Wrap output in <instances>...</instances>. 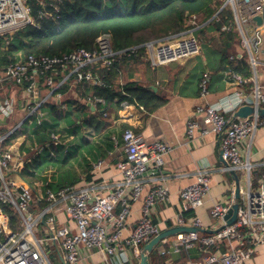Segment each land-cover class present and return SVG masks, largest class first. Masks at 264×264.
Instances as JSON below:
<instances>
[{
	"label": "built area",
	"instance_id": "2783aa9c",
	"mask_svg": "<svg viewBox=\"0 0 264 264\" xmlns=\"http://www.w3.org/2000/svg\"><path fill=\"white\" fill-rule=\"evenodd\" d=\"M223 9L230 10L235 18L241 34L242 46L247 50L250 65L256 71L260 64L259 55L264 52V0H224ZM51 15V13H46ZM261 15L263 22L257 23L255 16ZM197 15L192 16V24L197 25ZM34 23L27 0H0V36L12 33L28 24ZM231 25H224L222 30H230ZM150 51L152 65L161 66L194 57L201 52V43L190 31L173 35L165 39L146 43ZM131 51L137 52L133 46L124 50H115L110 33H103L97 38L93 50L77 48L61 56H34L19 58L10 63L5 71L0 70V83L7 76L14 80L17 86L24 87L32 97L37 98L36 106L46 102L42 98V84L52 87L51 95L61 97L59 88L72 75L74 81L88 80L97 83L99 80L89 67L98 62L111 66L117 56ZM230 59H234L231 55ZM59 68L62 72L69 69L65 77L56 82ZM67 69V70H66ZM51 71L49 75L47 72ZM226 72L227 77L243 82L241 76ZM209 73L206 72L200 83L201 95L208 93ZM90 101L97 105L104 103L102 98ZM264 93L257 84L250 91L237 89L216 105L198 106L196 113H203L212 123V130L221 135L220 151L230 170H245L248 175V189H240L237 200L235 192L225 203L215 202L211 215L216 219L213 232L201 235L200 231L179 232L160 240L158 254L171 257L185 249L201 245L205 256L195 264H246L260 245L264 244V175L257 189L252 187L251 173L253 165L249 158H242V143L250 139L256 129L264 124V115L257 110L246 117L236 116L243 106L251 105L256 109L262 106ZM135 104L123 102L125 108ZM143 108V106H141ZM16 109L13 98L5 99L0 104V113L11 116ZM225 113H230L226 116ZM198 123H189L187 133L192 137ZM208 131H203L206 134ZM11 133L3 135L0 129V146ZM51 144L58 145L60 136L53 135ZM122 138L126 149V159L119 164L123 180L115 189L105 195L94 194L87 188L67 186L60 191H47L46 200H60L67 216L76 222L73 229L67 225L58 226L55 218H47L49 207L34 211L33 204L39 198L28 188L5 179L4 169H9L14 159L20 163V158L14 157L12 150L7 149L0 157V264H54L53 255L61 264H137L135 258L141 259L144 245L161 232L153 220L154 206L157 200L168 199V189L157 187L150 191L143 203L142 216L129 236H123V229L131 212L132 202L137 201L143 189V175L148 164L153 161L156 166L162 164V155L168 150L163 142L148 144L142 133L131 128L123 131ZM1 156V155H0ZM100 164V163H99ZM98 164V165H99ZM19 167V164H16ZM210 176L208 169L199 170L195 183L181 191L185 209L195 210L204 203V197L209 192ZM42 199V198H41ZM238 202L237 217L231 224L226 215L234 203ZM11 203L19 214L18 226L22 231L11 227L10 217L3 205ZM120 211L116 213V208ZM46 226L41 229V226ZM174 226L201 227L198 218L188 222L178 217ZM42 232L44 237L35 234ZM35 237V242L28 235ZM225 247V250L223 248ZM93 252L102 254L101 262L93 259ZM140 264V263H138Z\"/></svg>",
	"mask_w": 264,
	"mask_h": 264
},
{
	"label": "crops",
	"instance_id": "0c3cea01",
	"mask_svg": "<svg viewBox=\"0 0 264 264\" xmlns=\"http://www.w3.org/2000/svg\"><path fill=\"white\" fill-rule=\"evenodd\" d=\"M221 1L224 4V0ZM222 11L223 8L220 12ZM217 12L212 19L218 18L220 12ZM229 19L230 22L226 25H231L232 28L223 31L237 33L238 39L233 42L234 52L238 57L245 56L247 62V50L242 46V37L233 13ZM203 25L198 24L197 19L196 27L188 31L194 34V30ZM220 46L219 44L206 46L202 42L199 55L174 62L176 63L174 67L171 66L173 62L161 66L152 65L149 59L151 53L147 51L145 55L149 68L164 67L163 72L159 74L157 72L148 74L145 61L124 64L119 83L138 81L155 92L160 91L169 100L154 110L144 106L141 108V105L137 104L125 108L115 101L107 104L97 119L92 116L96 113L97 106L90 101L91 92H86L85 97H80L74 81L69 83V91L66 94L61 93L60 98L55 94L51 95V91L48 92L43 87L45 84L42 85L41 95L42 98L47 99L45 103L55 102L61 105L62 116L56 119L48 111L40 109L45 103L37 107V98L26 92L24 87L17 86L12 79H5L0 83V104L5 99L13 98L16 101V109L9 117L0 113V129L7 130L11 134L19 130L22 136L13 144L1 147V158L7 149L13 151L14 157L18 155L20 158V163L14 159L10 162L9 169H4L6 181L30 189L36 197L40 196L39 200L47 199L46 193L49 188L46 187L51 182L43 180L45 177L43 174L46 168L52 166L60 173L70 175L71 181L61 185L59 191L67 186H76L87 188L94 194L105 195L123 180V173L119 167V164L126 159L122 134L124 129L131 128L142 133L148 144L163 142L168 145V150L162 155L163 161L160 166L157 167L153 161L148 164L147 171L143 175L144 186L141 196L137 201L132 202L123 236H129L137 225L142 216V207L147 194L161 186L168 189V199L157 200L153 212V220L161 231L174 227L178 217H183L188 222L198 218L201 222V231L206 232L203 235L211 233L216 225L211 209L215 202L225 203L231 199L232 193L236 191L237 181L236 175L227 167V162L221 154V135L212 130V123L206 115L196 113V109L198 106L216 105L239 88L250 91L258 84L264 93V52L259 55L260 64L256 71L250 65L248 58L250 75L243 78L247 75V70L236 73L243 81L238 82L227 77L225 71L230 65L228 62L221 65L220 52L217 51ZM222 50L226 51L224 48ZM206 72L209 73L208 93L203 96L200 83ZM153 86L156 89L152 88ZM76 102L91 106V111L78 110L79 104ZM263 104L260 107H264ZM229 114L225 113L226 116ZM41 121L56 126L58 132L55 135L60 136L58 145L46 146L53 141V138L45 145H37L24 137L33 135L36 122ZM192 121H196L198 127L191 137L187 129ZM205 130L208 132L203 134ZM241 146L242 158L244 160L249 158L253 165L251 182L252 187L257 189L260 180L257 181L256 178L260 175L261 179L264 175V124L260 125L252 137L245 140ZM47 148L51 150L46 152ZM16 164H19V167ZM202 168L208 169L210 189L204 197L203 205L193 210V215L188 217L185 212L191 209H185L181 191L196 182L199 170ZM240 171L244 173L243 176ZM243 171L245 170L240 169L236 173L239 177L240 189L247 190L248 175ZM48 202L47 218L54 217L58 226L67 225L73 229L76 227V222L70 219L63 209V202L59 199ZM120 208L118 206L115 212L118 213ZM45 228V225L41 226L42 230ZM156 246L153 251L164 260L165 264H195L205 256L201 245L185 249L171 257L158 254ZM93 259L101 262L103 256L99 252H93ZM134 261L138 264L141 259L135 258ZM246 264H264V244L256 248Z\"/></svg>",
	"mask_w": 264,
	"mask_h": 264
},
{
	"label": "trees",
	"instance_id": "16d2710c",
	"mask_svg": "<svg viewBox=\"0 0 264 264\" xmlns=\"http://www.w3.org/2000/svg\"><path fill=\"white\" fill-rule=\"evenodd\" d=\"M27 3L34 23L0 36V70L2 71H5L10 63L30 55L61 56L77 48L93 50L96 47L97 38L103 33L111 34L115 50L137 47L135 53L128 51L118 55L111 66L98 62L89 67L97 76L99 80L97 83L94 84L88 80L74 81L71 75L69 80L60 86L58 91L66 94L69 91V83L74 81L80 97H85L86 92H91L89 97L92 99L102 98L104 103H98L96 113L92 115L96 119L107 104L115 101L121 106L123 102H129L154 110L169 100L160 91L155 92L138 81L121 84L118 80L124 64L142 61L143 54L147 53L146 43L194 29L196 25L192 24L193 15L198 16V24H204L194 30L199 42L205 40L206 46L221 45L217 50L220 52L221 65L228 62L230 65L228 68L230 67L233 73H243L247 70V75L243 78L250 75L248 57L246 62L245 56L238 57L234 52L233 42L238 38L237 33L222 30V27L230 22L231 11L225 8L217 19H212L223 5L221 0H27ZM46 13L51 15L48 16ZM210 19L212 20L209 21ZM208 33L210 38L205 39ZM201 36H203L202 39ZM20 52L22 57H17ZM231 55L234 56L232 60ZM63 70L59 68L56 82L62 80L69 72V69L65 72H62ZM47 74L51 75L52 72L49 71ZM5 79L8 77L6 76ZM43 87L48 92L52 89L46 84ZM78 104V110L91 111V106L85 103ZM60 106L55 102H47L40 109L60 119L62 116ZM57 132L56 126H50L44 121L36 122L33 135L30 134L29 139L37 145H45ZM18 134L20 135V132L16 130L4 143L10 138L18 140L16 136ZM260 177L259 175L256 180H260ZM61 185L59 184L54 190L49 183L46 189L57 192ZM48 204L46 199H37L33 204V210H43ZM3 208L10 217L11 227L17 230L19 228L18 212L11 203L3 205ZM192 213L193 210H190L185 212V215L189 217L193 215ZM205 233L200 231L201 235ZM148 259L149 264H165L155 251L148 253Z\"/></svg>",
	"mask_w": 264,
	"mask_h": 264
},
{
	"label": "water",
	"instance_id": "95a60500",
	"mask_svg": "<svg viewBox=\"0 0 264 264\" xmlns=\"http://www.w3.org/2000/svg\"><path fill=\"white\" fill-rule=\"evenodd\" d=\"M224 6L221 7V9ZM217 12L219 13L220 10ZM255 20L257 21V23L261 24L263 22V17L261 15L255 16ZM153 42V41H151ZM148 42V43H151ZM152 88L156 89L155 86H153ZM255 110H257L261 115H264V107H258L257 109L251 105H246L241 107L237 112H236V116L239 117H246L249 116L251 113H253ZM233 174L236 175V181H237V188L235 191V197L238 200L240 198V185H239V177L237 176V173L235 170H231ZM0 185H1V179H0ZM238 207H239V203L236 202L232 205V207L230 208L229 212L226 215V219L228 220V223L231 224L232 222L235 221L236 217H237V212H238ZM201 228L198 227H194V226H174L168 229H165L163 231H161L158 235H156L154 238H152L147 244L144 245V250H143V254L141 256V262L140 264H149V259H148V253L152 252L153 249L155 248L156 245L159 244L160 240L168 237V236H172L174 234H177L179 232H188V231H201ZM213 232V231H212Z\"/></svg>",
	"mask_w": 264,
	"mask_h": 264
},
{
	"label": "rangeland",
	"instance_id": "374dc122",
	"mask_svg": "<svg viewBox=\"0 0 264 264\" xmlns=\"http://www.w3.org/2000/svg\"><path fill=\"white\" fill-rule=\"evenodd\" d=\"M210 33H208V34H206L205 35V39H209L210 38ZM202 37L203 36H201V39H202ZM238 39V38H237ZM202 42L203 43H206V41L205 40H202ZM202 42H201V44H202ZM215 43V42H214ZM205 49H206V47H205ZM207 50V49H206ZM147 55H145V54H143V57H142V61H145V62H147V57H146ZM17 57H22V55H21V52L18 54V56ZM145 64H147V66L145 67L146 68V70H147V72H148V74H156V72L159 74V73H161V72H163V70H164V67H158V68H149V63L147 62V63H145ZM176 65V63H174L173 62V64L171 65L172 67H174ZM263 106H264V104H263ZM1 133L3 134V135H5V134H7V133H9L7 130H4V129H2L1 130ZM17 136V138H21L22 136H20L19 134L18 135H16ZM26 139L28 138L29 139V136H24ZM14 141H16L15 140V138H10L9 140H7L6 142H5V146L4 147H7L8 145H10L11 143H13ZM1 147H2V145L0 146V153L2 152V150H1ZM39 149V148H38ZM48 151H50V150H46V152H48ZM45 152V151H44ZM43 152V153H44ZM37 162H38V160L36 161V164H37ZM243 172H245V171H243ZM240 174H241V176H243V174L244 173H242L241 171H240ZM43 176H45L44 178H43V180H45L46 182L47 181H49V182H51V187L54 189V190H56V188H57V186H59V184H62V185H64V184H66V183H68V182H70L71 180L69 179L70 178V175L69 174H65V173H60V171L58 170V169H53L52 168V166H50L49 168H46V170H45V172H44V174H43ZM17 230L18 231H22L23 230V228H17ZM38 238H42V237H44V235L42 234V232H38V233H36L35 234ZM28 239L29 240H31V241H33V242H35V237L32 235V234H30V235H28ZM50 258H51V260L53 261V263L54 264H61L60 263V261L59 260H57L56 259V257L55 256H53V255H51L50 256Z\"/></svg>",
	"mask_w": 264,
	"mask_h": 264
}]
</instances>
